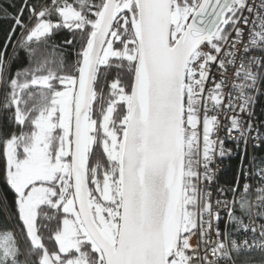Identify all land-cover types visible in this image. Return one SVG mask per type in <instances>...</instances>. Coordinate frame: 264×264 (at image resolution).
Here are the masks:
<instances>
[{"label":"snow or ice","instance_id":"6c2138e0","mask_svg":"<svg viewBox=\"0 0 264 264\" xmlns=\"http://www.w3.org/2000/svg\"><path fill=\"white\" fill-rule=\"evenodd\" d=\"M262 100L264 0H0V264H264Z\"/></svg>","mask_w":264,"mask_h":264},{"label":"trees","instance_id":"16d2710c","mask_svg":"<svg viewBox=\"0 0 264 264\" xmlns=\"http://www.w3.org/2000/svg\"><path fill=\"white\" fill-rule=\"evenodd\" d=\"M262 102L264 103V100H262ZM235 163H236L235 159L229 161L228 165L226 166L225 171L223 172L224 176L231 175V171H232V168L235 166Z\"/></svg>","mask_w":264,"mask_h":264},{"label":"built area","instance_id":"2783aa9c","mask_svg":"<svg viewBox=\"0 0 264 264\" xmlns=\"http://www.w3.org/2000/svg\"><path fill=\"white\" fill-rule=\"evenodd\" d=\"M262 103H263V102H262ZM257 111L259 112V108L257 109ZM261 119H264V117H261ZM251 151H252V149L249 148V152H250V153H251ZM257 151H258V153H259V150H257ZM237 159H238V158H237ZM229 161H230V160H225V161L223 162V165H222L223 171L221 172V176H222V177H224L223 172L225 171L226 166L228 165Z\"/></svg>","mask_w":264,"mask_h":264}]
</instances>
